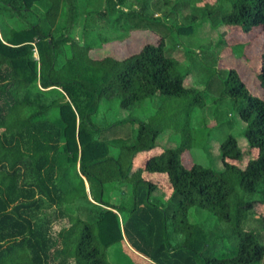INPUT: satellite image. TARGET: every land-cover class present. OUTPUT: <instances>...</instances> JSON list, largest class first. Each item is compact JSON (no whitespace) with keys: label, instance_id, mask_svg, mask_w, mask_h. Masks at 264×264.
<instances>
[{"label":"trees","instance_id":"1","mask_svg":"<svg viewBox=\"0 0 264 264\" xmlns=\"http://www.w3.org/2000/svg\"><path fill=\"white\" fill-rule=\"evenodd\" d=\"M90 5L0 0V264H112L110 251L121 244L141 264H262L264 97L253 95L236 70L229 71L224 95L242 101L244 136L258 153L245 168L238 164L244 152L232 135L220 146L223 171L183 164V154L205 135L203 129L193 134L189 116L180 145L163 147L153 121L126 118L107 125L101 115L117 104L132 110L156 97L181 99L188 115L205 109L201 92L185 86L191 70L168 54L166 39L188 33L203 19L213 30L226 26L233 33L264 28V0ZM165 7L171 11L160 15ZM176 9L191 11L185 25L169 22ZM6 11L9 19L32 12L35 20L27 29L7 32L1 23ZM82 17L83 29L104 23L118 32L151 30L161 41L124 59H96L94 42L74 38ZM259 80L264 89V54ZM144 154L138 169L145 170L136 173L135 161ZM141 172L168 174L165 202L154 201L162 189ZM193 208L215 216L222 234L214 237L203 224L192 223ZM250 218L262 228L247 230ZM62 221L68 226L55 233ZM223 240L233 251L217 255Z\"/></svg>","mask_w":264,"mask_h":264},{"label":"rangeland","instance_id":"2","mask_svg":"<svg viewBox=\"0 0 264 264\" xmlns=\"http://www.w3.org/2000/svg\"><path fill=\"white\" fill-rule=\"evenodd\" d=\"M90 1V6L93 9H101L105 6V0ZM172 1L175 2V0ZM209 1L213 3L217 0ZM33 6L38 7V4H33ZM85 8L86 6L84 5L80 6L83 16H85ZM7 11L4 13L5 17L1 18L2 29L7 32L12 29H27L30 26V21L35 20L32 12H27V14L20 16V19L17 16L14 19H9L6 17L10 15ZM170 11L168 7H165L160 15L166 16ZM190 12V10L185 9L173 10L169 22L177 23L180 26L185 25V17L190 15ZM170 23L169 25H171ZM209 23L208 19L200 20L188 33L166 39L168 54L178 59L186 68L191 70L190 75L185 79V86L196 88L201 92L202 98L207 101L205 109L199 110L195 108L192 115H188L186 105L181 99L172 98L170 99L172 101H167L168 99L164 97H156L136 105L132 110L122 109L117 104V109L107 114L102 113L101 117H107L109 121L107 125L112 124L111 122L114 120L126 118L143 122L153 121L155 127L161 131L158 144L163 147H171L177 143V146L180 145L183 139L182 126L187 116H189L193 120L190 125L193 134L197 129H203L205 135L194 148L183 154V164L188 167L200 164L216 171H223L224 163L221 159L220 146L228 136L232 135L238 139L239 145L244 152V157L238 164L245 168L249 160L256 158L258 153L251 150L244 136L247 124L239 116V107L242 101H236L230 96L224 95V91L227 88L229 71L234 69L239 73L253 95L264 97V89L259 80L261 61L264 54V28H255L250 33L243 34L229 32L226 26L213 30ZM82 24L83 17L80 26L74 32V38L80 43L89 44L94 42V49L91 51V55L95 57L110 55L118 59H124L139 53L149 43L158 45L161 41V36L151 30L136 29L118 32L113 31L112 28H109L104 23H98L83 29ZM114 25L116 24L113 23L112 26ZM102 38H109L113 43L103 46L100 44V39ZM158 151L155 150L153 152L155 154ZM115 152H113V155L116 156L117 151ZM144 155L135 161L136 173L142 170L138 169L141 165L139 160H143L144 157L147 158L148 154ZM141 174L145 177L152 175V178L158 181L159 187L162 189L156 192L159 195L166 193L171 186L167 173L141 172ZM157 194L153 198L155 202L159 203ZM117 199L120 200V196ZM162 201L165 202V200ZM190 221L200 225L203 224L214 237L222 234L216 217L206 210L193 208L190 211ZM66 226H68L67 221L58 222V224L54 225V232L57 233ZM245 228L258 231L262 227L256 219L250 218ZM262 236L264 243V233ZM111 250L112 254L109 256V260L112 264H118L119 261H123L124 264H141L132 253L128 250L125 251L123 244L115 246ZM232 251L231 243L223 240L216 254H230ZM122 253L123 259L121 260L120 254ZM262 264H264V260Z\"/></svg>","mask_w":264,"mask_h":264},{"label":"crops","instance_id":"3","mask_svg":"<svg viewBox=\"0 0 264 264\" xmlns=\"http://www.w3.org/2000/svg\"><path fill=\"white\" fill-rule=\"evenodd\" d=\"M113 42H111V43H105V44H103V46L104 45H109V44H112ZM92 56V55H91ZM107 56V55H106ZM106 56H104V57H106ZM108 56H110V55H108ZM92 57H94V58H96V59H100V58H104V57H95V56H92ZM111 57H114V56H111ZM118 59V58H117ZM157 193H155V195H156ZM157 196L159 197V199H160V201L161 200H167L168 199V195L167 196H163V195H159V194H157ZM163 198V199H162Z\"/></svg>","mask_w":264,"mask_h":264}]
</instances>
